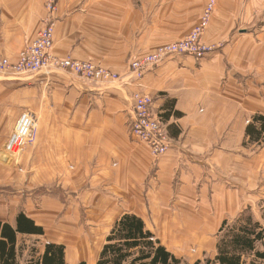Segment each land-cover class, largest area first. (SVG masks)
Wrapping results in <instances>:
<instances>
[{"label": "crops", "instance_id": "1", "mask_svg": "<svg viewBox=\"0 0 264 264\" xmlns=\"http://www.w3.org/2000/svg\"><path fill=\"white\" fill-rule=\"evenodd\" d=\"M208 1L58 0L54 55L92 60L122 75V81L97 84L48 70L24 79L0 78V121L24 110L41 117L38 138L24 158L37 168L24 167V188L8 175V183L0 185V192H25L3 210L0 222L14 225L23 212L45 230L44 236H19V264H30L31 247L41 260L50 243L65 247L66 264L97 263L93 233L102 237L99 223L47 221L65 206L61 198L40 195L43 181L62 180L65 192H117L116 204L102 203L100 210L113 224L124 214L137 215L177 258L217 264L206 245H214L222 223L247 206V192L228 189L221 168L243 158L238 151L247 146V126L264 115L263 72L257 70L264 64L252 54L264 36V27H258L264 0H216L203 37L213 51L203 60L167 58L145 75L142 87L125 79L131 60L188 36ZM47 2L0 0V57L16 61L35 40L48 17ZM139 89L154 99L171 140L158 161L130 134L132 96ZM65 166L70 169L62 171Z\"/></svg>", "mask_w": 264, "mask_h": 264}, {"label": "built area", "instance_id": "2", "mask_svg": "<svg viewBox=\"0 0 264 264\" xmlns=\"http://www.w3.org/2000/svg\"><path fill=\"white\" fill-rule=\"evenodd\" d=\"M58 0H48L46 8L48 17L44 27L35 40L25 47L16 61L0 57V73L13 76L26 74L37 75L44 70L64 71L73 73L79 78L97 84L113 83L122 80L123 76L104 68L92 60L81 61L73 58L60 59L54 55L55 25L54 17ZM216 8V0H209L199 23L189 35L181 41L159 47L154 53L141 59H133L129 64L128 82L138 84L145 75L154 68L161 66L167 58L174 56H191L198 61L203 60L213 51V47L202 43L212 15ZM15 78V77H14ZM133 120L130 128L132 139L148 147L151 156L158 161L170 150L171 140L161 116L154 111V99L142 90L133 96ZM41 117L30 110H24L10 135L11 144H4L2 151L9 157H20L27 148L34 144L39 132Z\"/></svg>", "mask_w": 264, "mask_h": 264}, {"label": "trees", "instance_id": "3", "mask_svg": "<svg viewBox=\"0 0 264 264\" xmlns=\"http://www.w3.org/2000/svg\"><path fill=\"white\" fill-rule=\"evenodd\" d=\"M175 115L180 116L179 113ZM250 144L264 145V115L253 117L246 129ZM259 212L248 206L232 221L225 220L218 233L216 244L217 264H264V208ZM20 235L44 236L45 230L23 212L14 225L0 222V264H19ZM30 264H66L65 247L47 244L38 261ZM86 264V263H81ZM96 264H186L164 247L147 227L143 218L124 214L113 224ZM196 264H201L197 262ZM206 264H211L210 260Z\"/></svg>", "mask_w": 264, "mask_h": 264}, {"label": "rangeland", "instance_id": "4", "mask_svg": "<svg viewBox=\"0 0 264 264\" xmlns=\"http://www.w3.org/2000/svg\"><path fill=\"white\" fill-rule=\"evenodd\" d=\"M216 8H217V1H216ZM215 8V11H216ZM214 11V13H215ZM213 13V14H214ZM260 9V17L261 19L259 20L258 27H264V15L262 14ZM213 16V15H212ZM212 19V18H211ZM211 22V21H210ZM210 25V24H209ZM209 28V26H208ZM207 28V30H208ZM206 30V31H207ZM255 30V29H254ZM206 33V32H205ZM205 36V34H204ZM201 38V41L203 44L207 45L206 43L203 42V37ZM187 37V36H186ZM185 37V38H186ZM185 38L181 39L184 40ZM262 42L255 43L252 54L254 56H260L263 59V64H264V36L261 38ZM260 39V40H261ZM179 40V41H181ZM178 42V41H176ZM173 43V42H172ZM262 43V44H261ZM28 46V45H27ZM26 46V47H27ZM208 46V45H207ZM213 47V46H210ZM101 65V64H100ZM102 66V65H101ZM258 72H263L261 73L260 80H264V65L262 71L260 69H257ZM34 75L31 74H26V75H21V76H13V75H8V74H1L0 73V78H11L15 77L18 79H24L28 77H32ZM122 76V75H121ZM257 79V78H255ZM122 81V80H119ZM23 111H21L22 113ZM20 113V114H21ZM156 113V112H155ZM19 114V116H20ZM157 114V113H156ZM19 116H13L12 113H7V116H3L1 121H0V158H5L6 161H1L0 160V167H2L5 170H2L1 174L2 177L0 178V185L8 183L7 175L13 178V182H18L19 187H25V184L27 183L25 178H28V174L25 175V170L24 167H36V166H28L27 160L24 158L27 156V152L31 146L35 144L30 145L27 150L18 158H12L7 156L6 154L3 153L2 148L4 144L9 142L11 144L12 139L10 140V135L13 132ZM40 124V122H39ZM8 130V131H7ZM7 132V133H6ZM38 138V136H37ZM37 140V139H36ZM246 148L243 150L241 149L238 151V155L242 156L243 158H239L237 162L231 161L228 165H224L223 168V175H224V181H226L228 189L232 190H238L239 192H247V206H245L244 209H246L248 206H252L255 212H259V205L260 203H263L264 201V145L258 146L255 144H250L249 142H245ZM37 168V167H36ZM65 168H69V166L62 167V171L65 170ZM70 169V168H69ZM31 173V172H30ZM45 184L44 187H42V191L45 192H39L40 195H45V196H51L52 198L59 199L61 198V202L64 204V209L61 207V213L56 214L55 218H50L49 221L50 223H53V221L58 225L61 222H65V219L71 223L74 221L81 222L82 224L86 225V223H89L90 220L95 222L96 224H100V228L98 232L102 233V237L100 235V239L98 237L99 233H93L94 234V239L95 243L93 246L94 253H99L102 250V247L105 243V238L107 235L108 229L112 227L113 222L110 216L108 214L103 215L101 213V208H103V204H116L118 199L120 198V195L117 192H65V185L66 184L63 180L62 181H43ZM64 190V192H53L54 190ZM17 190H22L18 188ZM62 190V191H63ZM51 191V192H49ZM68 191H70L68 189ZM76 191V190H75ZM17 193V194H16ZM16 193H11V192H0V216L5 217V213H3V210L9 206L10 203H16L18 200H20V196L24 194L25 192H16ZM42 202V201H40ZM66 205L69 208V211H66ZM108 207V205H107ZM264 208V205L262 206ZM243 209V210H244ZM242 210V211H243ZM96 211H99L96 213ZM241 211V212H242ZM69 212V213H66ZM239 215V214H238ZM68 217V218H66ZM97 217L100 218V220L97 219ZM237 217V216H236ZM236 217L229 219L230 221L234 220ZM101 223H103L101 225ZM97 226V225H94ZM60 232V230H59ZM64 232V231H62ZM105 237V238H104ZM214 245H206V252L207 254H216V240L213 241ZM36 246V244H34ZM211 248V249H210ZM194 250V249H193ZM29 254L32 253L31 256V261H38L39 258H37V254L39 253L37 251L36 247H31L29 250ZM94 254V257L96 256ZM99 258V256H98ZM206 261L204 264H206ZM186 264H189L187 261H184Z\"/></svg>", "mask_w": 264, "mask_h": 264}, {"label": "water", "instance_id": "5", "mask_svg": "<svg viewBox=\"0 0 264 264\" xmlns=\"http://www.w3.org/2000/svg\"><path fill=\"white\" fill-rule=\"evenodd\" d=\"M0 160H1V161H4V162L6 161V159H5V158H0Z\"/></svg>", "mask_w": 264, "mask_h": 264}, {"label": "bare ground", "instance_id": "6", "mask_svg": "<svg viewBox=\"0 0 264 264\" xmlns=\"http://www.w3.org/2000/svg\"><path fill=\"white\" fill-rule=\"evenodd\" d=\"M37 76V75H36Z\"/></svg>", "mask_w": 264, "mask_h": 264}]
</instances>
